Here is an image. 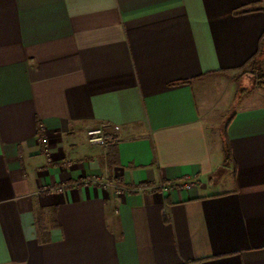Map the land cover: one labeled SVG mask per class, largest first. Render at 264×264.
I'll use <instances>...</instances> for the list:
<instances>
[{"label":"crops","instance_id":"1","mask_svg":"<svg viewBox=\"0 0 264 264\" xmlns=\"http://www.w3.org/2000/svg\"><path fill=\"white\" fill-rule=\"evenodd\" d=\"M263 39L264 0H0V264H264Z\"/></svg>","mask_w":264,"mask_h":264},{"label":"built area","instance_id":"2","mask_svg":"<svg viewBox=\"0 0 264 264\" xmlns=\"http://www.w3.org/2000/svg\"><path fill=\"white\" fill-rule=\"evenodd\" d=\"M86 133H87L88 141L92 145L106 146L112 140V135L106 131L104 125L91 126L87 129ZM104 184L106 187L112 188L115 191V193H118V194L123 193L126 190L124 186L119 185L113 179H107ZM191 185H192L191 181H187L182 184V186L186 188H189ZM175 186L176 184L174 182L160 184V187L166 191H169L171 188ZM66 187H68V185L57 186V187H54L53 190L54 192L59 193V192H62Z\"/></svg>","mask_w":264,"mask_h":264},{"label":"trees","instance_id":"3","mask_svg":"<svg viewBox=\"0 0 264 264\" xmlns=\"http://www.w3.org/2000/svg\"><path fill=\"white\" fill-rule=\"evenodd\" d=\"M245 11V10H243ZM259 55L262 56V58H259V57H255L252 61L253 64L257 65V64H262L263 62V59H264V39L261 43V46H260V51H259ZM257 71H259L261 74H262V70L260 68L257 69ZM225 155H226V159H229L230 156H231V150H230V147H229V144L226 143V147H225Z\"/></svg>","mask_w":264,"mask_h":264}]
</instances>
